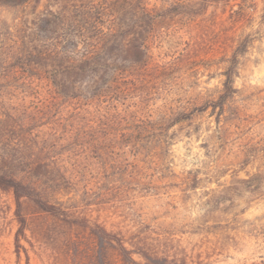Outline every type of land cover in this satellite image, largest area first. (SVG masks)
<instances>
[{"label": "rangeland", "instance_id": "374dc122", "mask_svg": "<svg viewBox=\"0 0 264 264\" xmlns=\"http://www.w3.org/2000/svg\"><path fill=\"white\" fill-rule=\"evenodd\" d=\"M61 1L131 24L133 0ZM141 3L159 37L96 97L34 65L53 38L38 21L59 4L0 5V175L61 209L26 198L21 228L0 189V264H124L103 229L140 264L264 263V0Z\"/></svg>", "mask_w": 264, "mask_h": 264}, {"label": "trees", "instance_id": "16d2710c", "mask_svg": "<svg viewBox=\"0 0 264 264\" xmlns=\"http://www.w3.org/2000/svg\"><path fill=\"white\" fill-rule=\"evenodd\" d=\"M31 1L0 0V5L20 6ZM49 1L59 4L61 9L58 12L48 11L38 21L39 24L46 22L47 25L52 22L51 34L53 38L43 49L42 54L37 56L34 65L38 64L37 67L44 72L43 68L48 67L49 64L46 65V62L50 60L52 69L45 70L44 73L53 74L56 80H60L62 83L60 89H64L68 83L74 84L90 80L97 89L94 91V97L103 91L98 87L100 83L106 84L105 75L109 79L106 88L111 89L115 86L114 83H118L128 76L130 68H141L142 56L145 54L144 48L148 45V38H158L157 33L161 25L164 24L162 16L148 12L141 0L127 3L132 11L128 13L131 24L126 28L122 26L120 19L111 21L108 26L102 24L104 17L109 15L103 11H81L76 8H73L76 11H70L65 8L63 5L65 2L61 0ZM118 63H120L119 66ZM235 63L233 61V65L226 72L225 93L221 96V100L229 97L233 92L232 79ZM0 189L14 194L21 228L25 225L22 201L26 198L33 200L39 208L46 212L59 214L61 211L56 205L44 200L34 188L13 177L0 175ZM101 234L102 240H108L106 244L115 247L124 264H140L134 259L135 253L126 248L119 236L112 235L104 229ZM140 255L147 261V264H172L171 259L167 256L160 257L149 252H142ZM183 261L180 264H186L185 260Z\"/></svg>", "mask_w": 264, "mask_h": 264}]
</instances>
